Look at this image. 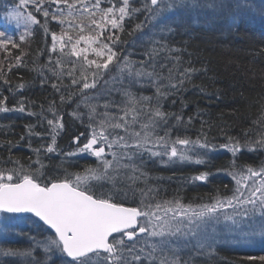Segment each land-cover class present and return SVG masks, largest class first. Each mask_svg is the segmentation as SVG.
<instances>
[{"label":"trees","instance_id":"1","mask_svg":"<svg viewBox=\"0 0 264 264\" xmlns=\"http://www.w3.org/2000/svg\"><path fill=\"white\" fill-rule=\"evenodd\" d=\"M146 2L130 0V16L123 22L124 30H116L120 38L115 44L118 59L99 72L94 88L83 90L81 94L78 86H71V78L64 77L61 83L51 71L59 53L50 51V33H59L61 26L49 17L46 34L42 15L27 9L33 11L41 23L33 25L29 29L30 35L20 42L23 26L17 28L15 23L5 20V13L18 5V0H0V31H5L20 44L19 49H12L8 58L0 49V67L4 68V75H0V99L7 97L9 108H18V101H25L24 111L0 112V168H12L14 161H19L25 168L31 166L33 170L43 165L44 177L56 179L66 172L82 173L87 167H99L96 158L81 156L76 151L78 145L74 138L79 136V146H82L90 138L92 127L104 118L103 114L123 116L122 109L131 107L126 105L125 92H131L143 105V108L141 104L135 105L141 114L132 125L133 130L140 131L141 125L148 122L149 109L159 108L166 115L156 118L150 129L154 136L164 137L168 133L173 141L177 138L200 139L201 143L217 147L205 149L190 145L186 155L193 162L186 164L167 163L163 157L134 146L127 149L114 147L112 151L123 154L120 164L125 167L110 171L108 179L94 183L98 192H111L125 204L137 206L141 190L151 189L149 202L180 199L185 204L198 205L213 202L217 196L230 197L236 188L234 170L264 166V147H244L235 155L219 147L229 142L228 137L245 145L248 140H258V133H264V0H173L174 8L161 17L163 21H174L172 31H160L155 27L156 21L146 19L149 17L144 10ZM110 4L119 7L120 0H102V7ZM179 8L186 9V15L179 13ZM131 9L139 11L131 12ZM52 10L50 7L49 11ZM137 24L142 28L136 29ZM153 48L157 52L153 53L147 71H155L156 75L133 78L120 71L125 58L140 67L148 60L147 54ZM17 56H22L19 64L15 60ZM89 58L96 57L90 55ZM9 64L12 65L10 72L7 71ZM65 64L67 67L66 59ZM186 68L196 69L190 79L175 88L162 89L167 94L158 96L157 85L168 83L165 78L169 70L175 77L176 69L183 71ZM21 83L24 84L22 89L18 87ZM54 83L60 86L59 91L52 87ZM171 83L175 84L176 80L173 78ZM62 95L65 97L63 103ZM53 102L62 117L63 128L56 135L57 150L49 153L45 150L51 143L47 120L54 118L50 110ZM90 105L96 106L95 113L91 112ZM177 116L182 119L178 121ZM131 118L129 113L128 120ZM30 125L34 126L31 133L28 131ZM116 133L125 135L123 129H117ZM128 143L132 145L131 140ZM37 148L41 149L39 163H36L38 157L33 151ZM66 153L76 154L69 157ZM134 154L139 157L131 160ZM204 173L208 174L206 180L193 179ZM29 220L33 228L30 233H24L27 237L42 240L45 235L52 234L35 218ZM23 241H10L7 248L27 250L33 247L32 243ZM135 242L126 241V244L130 248L134 246L137 254L142 255ZM212 245H215L213 241ZM242 245L241 241L234 242L229 238L227 245L216 244L207 256L193 247L189 248L192 256L178 255L182 264H264L260 259L264 257V249ZM4 256L0 254V264L45 261L43 250L38 248L32 258ZM105 256V253L90 255L92 262L89 264H103ZM54 262L62 264L58 257Z\"/></svg>","mask_w":264,"mask_h":264},{"label":"snow or ice","instance_id":"2","mask_svg":"<svg viewBox=\"0 0 264 264\" xmlns=\"http://www.w3.org/2000/svg\"><path fill=\"white\" fill-rule=\"evenodd\" d=\"M46 4L48 7H45ZM50 7L53 8L51 12ZM30 8L44 18L43 27L46 34L49 31V17L61 26L59 33L55 31L50 33V51L59 53L54 62L55 67L51 69L56 80L62 83L64 77L71 78V86H78L81 94L83 90L94 88L99 72L108 69L109 65L118 59L115 44L120 38L116 35V30L121 32L124 30L123 22L130 16V0H120L119 7L115 4L102 7V0H18V5L5 13V20L7 23H15L17 28L23 26V33L19 36L20 42H24L30 35L29 29L33 25L41 23L33 11L27 10ZM173 8V0H147L144 5V10L149 13L146 19L156 21L155 27L160 31H172L171 23L174 21H163L161 17L164 12ZM136 11L139 9H131V12ZM141 28V24L136 25V29ZM105 32H108L107 36ZM19 48L20 44L15 39L5 31H0V49L6 58L11 57L12 49ZM156 52L157 49L153 48L147 54L148 60L142 62L140 67H136L133 61L125 58L120 65V71L133 78L153 77L156 75L155 71H147V66H150L153 53ZM90 55L102 62H98L96 58L90 59ZM15 60L19 64L22 56L15 57ZM11 69L12 65L9 64L7 71L10 72ZM195 71L194 68H186L183 71L176 69V76L173 77V71L170 69L168 77L165 78L168 83L157 85L158 96L167 94L162 89L182 85ZM0 75H4L3 67H0ZM173 78L176 80L175 84L171 83ZM5 83H8L6 79ZM18 87L22 89L24 84L21 83ZM52 87L60 90L56 83ZM125 96L126 105L131 107L126 106L122 109L123 116L103 114L104 118L92 127L90 138H87V142L82 146H79L80 137L74 138L78 145L76 151L89 153L97 158L99 167H87L82 173L66 172L62 178L56 179L44 177L41 171L43 165L33 170L31 166L25 168L19 161H14V167L0 168V213L5 214L0 217V226L5 231L9 230L8 223L13 217L7 214L31 213L54 230L43 240L29 237L33 244L30 249L0 248V254L32 258L36 248H40L43 250L45 261H35L34 264H55L53 257H58L62 264H89L90 254L99 256L101 253L106 254L103 264H145L146 261L147 264H182L178 255L179 250L171 248L166 237L178 234L191 235L196 238L199 248L211 249L212 237L206 231H202V225H207L210 221L218 222L221 210L227 208L233 209L234 212L232 215L225 213L224 220L231 221L237 227H247V235L250 237L258 235L264 239V166L258 169L246 166L239 171L234 170L232 175L236 188L233 194L224 198L217 196L212 203L198 206L185 204L180 199L149 202L152 191L149 189L147 192L141 190V199L137 206L128 207L111 192L96 190L94 183L98 184L101 180L108 179L110 171L123 167L120 164L123 154L118 155L116 151H112L114 147L127 149L134 146L136 149H146L153 156L181 160L191 159L186 155L190 145H199L205 149L210 146L217 147L207 142L201 143L200 139L192 141L188 138H177L173 141L168 133L164 137L154 136L150 129L154 127L156 118H164L166 115L159 108L149 109L148 122L141 125L140 131L133 130L132 125L141 114L135 105L141 104V101L131 92H125ZM64 100L65 97L62 95L61 102ZM6 103L7 97L0 99V112L25 110L23 99L18 101V108L16 106L9 108ZM89 107L92 113L96 112L95 105ZM105 107L107 108V105ZM50 110L54 117L47 120L51 129V143L45 150L52 153L57 150L56 135L58 130L63 128V122L55 110L54 102ZM129 113L132 114L131 120H128ZM180 119L182 118L177 116V120ZM33 127L28 126L29 133ZM117 129H123L125 135H118ZM258 135V140H248L245 145L228 137L229 142L219 147L230 150L233 155L244 147L252 145L264 147V133ZM129 140L132 141V145L128 143ZM154 148H160L161 151H154ZM40 150L39 148L33 150L38 157L36 163H39ZM75 154L65 155L70 157ZM108 155H111L112 159H108ZM207 175L204 173L193 179L204 181ZM124 195L126 197V194ZM238 208L243 210L236 211ZM141 234L162 239L158 245L153 244L148 251L144 248L139 249L141 255L137 254L134 246L130 248L126 244V241H136ZM260 259L264 261V257Z\"/></svg>","mask_w":264,"mask_h":264},{"label":"rangeland","instance_id":"3","mask_svg":"<svg viewBox=\"0 0 264 264\" xmlns=\"http://www.w3.org/2000/svg\"><path fill=\"white\" fill-rule=\"evenodd\" d=\"M192 8V6H191ZM179 13H181L182 15H186V9L183 8H179ZM139 67V66H138ZM154 151L156 149H153ZM109 150L106 148V152H108ZM161 151V150H160ZM146 152H148L146 150ZM81 156L83 155H88L91 156L89 153H79ZM150 154V153H149ZM93 157V156H91ZM138 156V154H134L133 158H131V160H135ZM163 157L165 159V161L167 163H172V162H177V163H192L193 160L192 159H185V160H181L179 158H169L167 156H160ZM95 158V157H94ZM108 159H112L111 155L107 156ZM97 159V158H96ZM124 168L125 166L122 165ZM212 202H205V203H201L198 205H202V204H209ZM198 205H193V206H198ZM242 208H238L236 209V211H242ZM234 212L233 209L231 208H227V209H223L221 210V213L219 214L220 218L219 221H210L207 225H202V231H206L210 237H212V241L216 244H222V245H227L229 243V238L234 241H241L243 243V245L245 247H249L252 249H264V239H262L260 236H256V237H250L247 235L248 232V228L244 227V226H240L237 227L236 225H233L231 221H226L223 219V215L229 214L232 215ZM10 217H13V219H11L8 223V231H5L4 228H0V248H5L7 249V247L9 246L8 242L10 241H14V242H28V243H32V241H30L29 236L27 237V235H24V233H30L31 229L33 228V226L28 223V220H33V217H19V218H15L14 215H10L7 214ZM257 216H259V213H257ZM0 217H3V213H0ZM237 219H239V217H237ZM247 219V218H245ZM29 220V221H30ZM185 225H187V222L185 221ZM34 231V230H33ZM34 234V233H33ZM45 235L44 238L46 236ZM31 237V236H30ZM33 237V236H32ZM43 238V239H44ZM42 239V240H43ZM161 237H149V236H142V237H138L136 242L137 245V249H141V248H151V246L153 244H159L161 241ZM166 239L170 242V247L173 249H178L179 252L178 254L180 255H186V256H192L191 252L189 251V248H196V250L199 252L200 254H206L209 255L211 252V250L215 249V245H212L213 247L211 249L205 247L203 249L199 248V245L197 243L196 238H194L193 236L189 235V236H181V235H177V236H169L166 237ZM21 240V241H20ZM242 245V246H243ZM40 249V248H38ZM42 250V249H41ZM206 251V252H205ZM157 255H159V253H157ZM4 256V255H3ZM205 256V255H204ZM6 257V256H4ZM25 258V257H24ZM57 257H54L53 259H55ZM92 261L89 260V263H91ZM147 263V262H146Z\"/></svg>","mask_w":264,"mask_h":264},{"label":"water","instance_id":"4","mask_svg":"<svg viewBox=\"0 0 264 264\" xmlns=\"http://www.w3.org/2000/svg\"><path fill=\"white\" fill-rule=\"evenodd\" d=\"M125 206H128V207H135V206H133V205H128V204H125ZM15 215H17V216H33L34 218H36V219L39 221V223H41L42 225H44L49 231H51V232L54 231V230H51V229L49 228V226H47L46 224H44V222L41 221L39 218L35 217L34 214H31V213H22V214H15ZM141 235H143V234H141ZM141 235H140V236H141ZM90 255H91V254H90ZM68 259H70V258H68Z\"/></svg>","mask_w":264,"mask_h":264},{"label":"bare ground","instance_id":"5","mask_svg":"<svg viewBox=\"0 0 264 264\" xmlns=\"http://www.w3.org/2000/svg\"><path fill=\"white\" fill-rule=\"evenodd\" d=\"M19 217H25V216H19Z\"/></svg>","mask_w":264,"mask_h":264}]
</instances>
